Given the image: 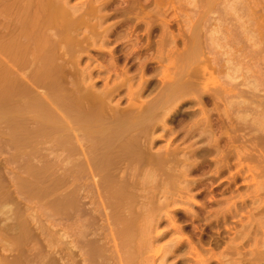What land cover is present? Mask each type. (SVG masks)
I'll return each mask as SVG.
<instances>
[{"label":"rangeland","instance_id":"1","mask_svg":"<svg viewBox=\"0 0 264 264\" xmlns=\"http://www.w3.org/2000/svg\"><path fill=\"white\" fill-rule=\"evenodd\" d=\"M54 1L93 6L75 42L46 0H0L1 37L35 19L19 72L104 96L103 124L137 119L106 139L25 123L19 144L0 119V264H264V0Z\"/></svg>","mask_w":264,"mask_h":264},{"label":"bare ground","instance_id":"2","mask_svg":"<svg viewBox=\"0 0 264 264\" xmlns=\"http://www.w3.org/2000/svg\"><path fill=\"white\" fill-rule=\"evenodd\" d=\"M45 10L46 24L56 30L58 42H75L76 38L72 30L82 25L87 26V15L94 13L93 6H89L83 14L75 17L65 6L57 5L54 0H46ZM252 19L258 24L255 31L261 33L264 29L262 28L264 14L258 16L256 12H253ZM260 19L261 21H259ZM34 23V18L20 20L13 23L15 27L6 31L4 36H0V66H9L14 69L25 81V88H22L17 81L3 82L0 79V119H6L12 125L16 144L20 143L17 136L25 123L35 124V127L27 130L28 135L33 132L49 135L66 129L75 134L78 129H82L86 134L95 135L99 139L122 135L126 127L135 123L137 117L132 114H113L108 120L111 124H103L101 114L106 108L104 96L82 90L75 99L71 100L59 96L50 89L45 83L46 74L43 68L31 74L19 72L18 69L21 67L38 63L40 60L31 49L29 40H22L25 36L29 37V31ZM39 39L42 43V38ZM39 46L40 43L37 47ZM33 84L43 87L44 90L31 94V85ZM23 95L26 96L24 100L21 99ZM82 104H89L90 106L86 111L81 112L80 106ZM92 105L95 107L94 109H92ZM133 105H138V102H134ZM103 118L106 120L107 116L103 114ZM75 123L79 127H75Z\"/></svg>","mask_w":264,"mask_h":264}]
</instances>
